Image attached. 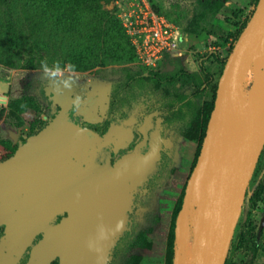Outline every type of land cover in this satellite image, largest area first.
<instances>
[{
    "label": "rangeland",
    "instance_id": "1",
    "mask_svg": "<svg viewBox=\"0 0 264 264\" xmlns=\"http://www.w3.org/2000/svg\"><path fill=\"white\" fill-rule=\"evenodd\" d=\"M148 1L181 27L192 13L193 0ZM232 1L233 8L243 7L244 11L240 17H234L227 7L221 18L228 16L231 23H236L252 14L254 7L251 0ZM131 2L102 1L101 10L87 8L81 23L73 21L64 27L50 13L29 0H0V82L10 83L7 94L0 92V161L14 154L4 144V140L10 137L9 130L32 136L38 127L49 124L60 114L67 91L71 92L75 101L85 104L91 98H96L93 108H86L85 105L86 109L77 114L76 118L82 125L93 118L95 122H101L108 115L110 92L114 83L124 79L126 68L139 70L142 66L134 60L121 61L112 56L116 47L114 39H110L106 33V20H103L102 12L106 11L108 16L119 18L121 10ZM230 29L236 31V25ZM215 40L214 36L207 33L194 38L185 37L183 56L172 58L170 66L163 62L159 68L166 66V70H173L183 67L188 71L201 72L200 61L203 55L215 52L220 58L227 57L234 42L233 37H230L224 43L215 45ZM32 44L41 48L40 54H36L38 65L34 69L27 67L32 55ZM80 50H88L84 59L92 65L84 70H74L71 67V55ZM205 64L210 68L212 81L205 84L206 89L199 96L200 103L217 93L223 72L222 64L216 56H211ZM251 85L249 75L245 82L242 81L240 91H249ZM144 97L133 111L123 116L116 127L138 130L140 141L150 131L151 148L156 156L154 168L149 175L145 173V178L136 185L125 227L115 238L106 264L121 262L131 240L148 224L149 216L159 220L154 227V246L152 249H138L136 253L144 255L141 264H166L169 221L182 189L186 183L191 186L190 175L206 135L201 122H190L191 110L169 112L164 107V99L157 100L158 94L148 93ZM120 115L118 111L117 119ZM95 133L100 141L96 144L91 162L93 171L98 174L110 166L104 153L106 143L110 142V134ZM261 137L262 132L259 130L251 139L256 145ZM189 201L188 193L187 204ZM62 217L63 214L56 216L51 223H57ZM39 238L40 235L34 239L33 244ZM177 240L174 264H180L178 236ZM30 249L31 246L18 264H24ZM228 258L230 264H264V146L247 187Z\"/></svg>",
    "mask_w": 264,
    "mask_h": 264
},
{
    "label": "water",
    "instance_id": "2",
    "mask_svg": "<svg viewBox=\"0 0 264 264\" xmlns=\"http://www.w3.org/2000/svg\"><path fill=\"white\" fill-rule=\"evenodd\" d=\"M263 43L264 0H259L227 57L193 169L209 148L211 158L199 193L189 264L226 263L264 146ZM249 75L252 87L241 92L240 81ZM9 91L10 83L1 81L0 92ZM84 106L67 91L60 114L40 132L27 136L9 130L19 148L0 161V264H18L30 246L25 264H50L56 259L58 264H106L115 238L125 227L133 178H108L120 173L116 168L100 174L93 171L91 160L100 138L78 122L76 116ZM258 107L262 114L253 118ZM246 128L262 132L253 147ZM240 145L246 155L243 165ZM186 200L185 195L183 206ZM60 214L63 217L51 223ZM21 232L24 237L17 239ZM39 234L42 237L33 244Z\"/></svg>",
    "mask_w": 264,
    "mask_h": 264
},
{
    "label": "trees",
    "instance_id": "3",
    "mask_svg": "<svg viewBox=\"0 0 264 264\" xmlns=\"http://www.w3.org/2000/svg\"><path fill=\"white\" fill-rule=\"evenodd\" d=\"M35 6L43 8L50 13L55 20L62 26H68L70 22L76 21L81 23L83 14L87 8H96L101 10V2L109 0H29ZM259 0H251L252 6L255 7ZM232 0H193L192 13L187 17L183 27L174 21L167 14L161 10L156 9L158 12L166 15L170 20L180 26L183 33V42L185 43V37L194 38L204 33L215 37V45H220L233 37V43L230 50L233 48L234 43L238 39L241 31L248 22L250 15L246 16L243 20L236 23H231V19L227 16L221 18L222 12L225 8L229 7L234 17H240L244 8L235 9L231 5ZM108 12L103 11V20H106V33L110 35V39H114V55L115 59L121 61L137 60V54L135 46L132 44L130 36L126 33L121 20L117 16H108ZM236 25V31L230 28ZM117 39V40H116ZM41 48L37 44H32L31 54L28 62V68H36L37 60L36 54L40 52ZM89 50V49H88ZM87 50V51H88ZM229 50V52H230ZM34 51V53H33ZM85 50L72 53L71 55V67L74 70H84L92 65L88 63L84 57ZM36 52V53H35ZM40 54V53H39ZM211 56H216L221 64L222 69L227 61V57L220 58L215 52H210L202 56L200 61L201 72L188 71L183 67L175 68L173 70H166L159 68L156 71H149L147 74L143 68L139 70H133L131 68L125 69V77L123 80L114 83L110 92V100L108 107V115L112 116L118 111H122L123 115H127L134 110L136 105L143 101V96L148 93L159 95L167 103L168 111L170 112H182L184 109L190 111V122L194 124L200 123L203 126L204 134L207 129V124L214 108L216 94L209 100H205L202 103L199 102V96L201 92L205 91V84L212 81L210 74V68L205 64ZM166 65L170 66V60L166 61ZM194 90H193V89ZM107 120L110 117L106 118ZM48 125V124H47ZM41 125L35 131L40 132L45 126ZM86 128H93V123H87ZM4 144L15 153L19 148L10 137L4 140ZM132 161L135 162L133 169H137L143 164V161L138 157H132ZM189 185L182 189V192L175 204L170 221H169V233L166 248V264H174L176 250H177V234L176 226L179 212L183 206L185 195L188 193ZM187 192V193H186ZM184 207V206H183ZM157 218L153 216L148 217V224L141 228L135 237L131 240L128 252L124 254L119 264H141L144 259V255L137 254L136 250L152 249L155 242V225L157 224ZM3 226L0 227V235L2 234ZM27 260L23 261L25 264ZM50 264H58L57 259ZM226 264H230V259L226 260Z\"/></svg>",
    "mask_w": 264,
    "mask_h": 264
},
{
    "label": "built area",
    "instance_id": "4",
    "mask_svg": "<svg viewBox=\"0 0 264 264\" xmlns=\"http://www.w3.org/2000/svg\"><path fill=\"white\" fill-rule=\"evenodd\" d=\"M119 18L135 46L136 62L146 74L158 70L167 60L183 56L180 26L158 12L148 0H132L121 10Z\"/></svg>",
    "mask_w": 264,
    "mask_h": 264
},
{
    "label": "flooded vegetation",
    "instance_id": "5",
    "mask_svg": "<svg viewBox=\"0 0 264 264\" xmlns=\"http://www.w3.org/2000/svg\"><path fill=\"white\" fill-rule=\"evenodd\" d=\"M142 98L145 97L143 96ZM159 98L162 99L163 97L159 96ZM95 103H96V98H91V100L85 104L86 108L88 107L93 108V106H95ZM164 107L166 108L168 107L165 101H164ZM120 112L121 115L119 119H117V113H118L117 112L112 116L110 115L109 120L106 119L108 117V115L106 114L101 122H95L94 118L90 122L89 121L88 122L93 123L95 125V127L93 128L94 132H98V133L108 132L110 134V142L106 143L107 146L104 147L106 160H109L110 166L104 169L102 172H105L107 169L116 168L120 171L121 174H124V172L133 170L134 165H136L135 162L131 160L132 157H138V158L141 157L144 159L143 164L134 171H132L127 177V178H133L132 180V198H133V193L135 191L134 189L138 184V182L143 178H145V173L146 174L148 173L149 175L151 170L154 168L153 163L156 156L154 155V150L151 148L152 141H151L150 131H148L147 135L140 141L141 135L138 130H130L128 128L118 129L116 127L118 122H121V119H123L124 116L121 110ZM88 122H86L84 126ZM186 185L184 187H186ZM39 235L41 238L42 234Z\"/></svg>",
    "mask_w": 264,
    "mask_h": 264
},
{
    "label": "bare ground",
    "instance_id": "6",
    "mask_svg": "<svg viewBox=\"0 0 264 264\" xmlns=\"http://www.w3.org/2000/svg\"><path fill=\"white\" fill-rule=\"evenodd\" d=\"M243 63H244V60H242L238 64L237 72H239L241 70V66ZM262 69H263V73H264V43L262 45ZM241 85H242V81H240V87H241ZM251 87H252V85H251ZM261 114H262V112L260 110V107H258L253 112V118H259L261 116ZM262 122L264 123V119ZM259 130H260L259 128H246V135H247V138L250 142L251 147L255 146V144L251 138ZM210 158H211V152L208 148V149H206V152H205L204 157L202 158L200 164L192 172V175L190 177L191 186L188 188L190 201L187 204V200H186L184 207H183V209H182V211H181V213L177 219L176 232H177V236L179 239V251H180L179 263L180 264H189L190 253H191V248H192V238H193V235H191V233L195 227L199 193H200L201 187H202L203 182H204V178H205V175L207 172V168H208V165L210 162ZM240 160H241L242 165L246 163L245 151H244L243 146H241V145H240ZM132 171H134V169L129 170L127 172H124V174L114 173V174L110 175V177H108V178L117 179L119 181L121 180L122 177L127 179L128 175ZM188 193H187V195H188ZM24 235H25L24 232L18 233L17 239L18 238L22 239V237H24ZM17 243L18 242H15L14 245ZM11 248L12 247H10V249L8 250V255L11 254V251H12Z\"/></svg>",
    "mask_w": 264,
    "mask_h": 264
}]
</instances>
